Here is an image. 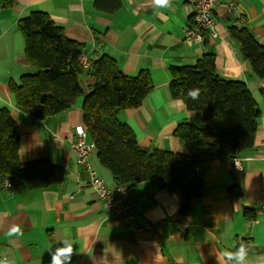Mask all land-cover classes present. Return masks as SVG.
<instances>
[{
	"label": "crops",
	"instance_id": "obj_1",
	"mask_svg": "<svg viewBox=\"0 0 264 264\" xmlns=\"http://www.w3.org/2000/svg\"><path fill=\"white\" fill-rule=\"evenodd\" d=\"M15 1L0 8V107L9 108L19 122L21 161L48 159L63 165L68 175L47 188L28 189L17 180L15 190L0 189V264H264V77L256 75L230 36L239 15L219 4L218 36L187 43L192 0H122L114 13L98 11L95 0ZM223 1L238 4L240 26L251 28L264 44V0ZM34 10L62 25L70 39L83 45L88 61L108 54L125 74L149 72L152 91L142 105L118 113L142 147L189 155L200 151L174 135L177 125L196 120V113L172 95L170 67L194 64L208 51L215 53L221 76L246 82L261 108L254 146L235 159L198 166L204 193L187 211L180 191L155 181L129 186L127 209L137 214L138 230L128 228L106 210L71 146L76 127L84 125V95L71 109L46 119L17 105L11 84L36 70L26 57L18 21ZM94 82L82 77L86 93ZM89 162L110 187L117 185L94 146ZM232 186L240 194L233 195Z\"/></svg>",
	"mask_w": 264,
	"mask_h": 264
},
{
	"label": "trees",
	"instance_id": "obj_2",
	"mask_svg": "<svg viewBox=\"0 0 264 264\" xmlns=\"http://www.w3.org/2000/svg\"><path fill=\"white\" fill-rule=\"evenodd\" d=\"M15 0H0V8ZM98 11L114 13L122 0H95ZM25 53L35 72L11 84L20 111L46 119L74 107L84 95L83 123L97 150L100 163L114 179L129 186L155 181L170 191H180L187 211L204 193L205 181L197 167L218 158H237L254 146L261 108L246 82L225 79L216 67L215 53H204L194 64L172 65L171 91L196 113V120L181 121L174 135L184 146L200 149L192 155L171 150H148L137 141L129 125L118 119L122 109L136 108L152 91L148 71L125 74L116 59L99 56L89 67L82 64L83 45L70 39L62 25L47 12L34 10L18 21ZM232 40L239 46L258 77H264V44L247 26L233 25ZM94 78L85 92L81 79ZM20 125L7 107H0V189L8 180L23 181L28 189L63 182L67 169L48 159L22 162ZM233 195L240 188L232 186ZM245 214L252 217L251 211Z\"/></svg>",
	"mask_w": 264,
	"mask_h": 264
},
{
	"label": "built area",
	"instance_id": "obj_3",
	"mask_svg": "<svg viewBox=\"0 0 264 264\" xmlns=\"http://www.w3.org/2000/svg\"><path fill=\"white\" fill-rule=\"evenodd\" d=\"M219 4L226 5L233 13L239 15L235 20L236 25H240L241 15L239 14L238 4L234 1L224 2L223 0H192L193 16L192 23L185 29V41L187 43H203L206 35L218 36L216 29V7ZM82 64L89 67L91 62L84 56H81ZM88 132L84 125L76 127V140L71 146L74 151L79 153V162L86 164L90 175L89 184L96 191L98 198L103 201L106 210L112 214L118 221L127 225L128 228L138 230L137 214L127 209L128 187L122 182L117 183L115 187H110L106 181L92 169L89 156L93 144L88 143ZM3 186L7 189L15 190L19 187V182L6 180Z\"/></svg>",
	"mask_w": 264,
	"mask_h": 264
},
{
	"label": "rangeland",
	"instance_id": "obj_4",
	"mask_svg": "<svg viewBox=\"0 0 264 264\" xmlns=\"http://www.w3.org/2000/svg\"><path fill=\"white\" fill-rule=\"evenodd\" d=\"M90 142H92V141H91V136L89 135L88 136V143H90Z\"/></svg>",
	"mask_w": 264,
	"mask_h": 264
}]
</instances>
